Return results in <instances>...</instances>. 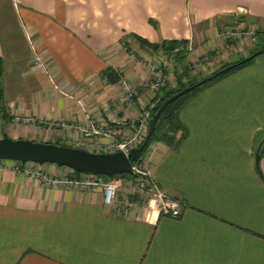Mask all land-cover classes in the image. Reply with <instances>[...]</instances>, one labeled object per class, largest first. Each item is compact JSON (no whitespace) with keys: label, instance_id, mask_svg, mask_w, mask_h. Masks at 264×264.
<instances>
[{"label":"crops","instance_id":"crops-1","mask_svg":"<svg viewBox=\"0 0 264 264\" xmlns=\"http://www.w3.org/2000/svg\"><path fill=\"white\" fill-rule=\"evenodd\" d=\"M10 4L25 52L10 58L0 31L5 132L67 146H75L80 127L91 120L128 133L139 113L158 101L161 89L139 90L130 105L120 100L121 76L136 85L149 76L144 60L163 58L167 87L186 85L194 73L201 78L226 60L213 56L206 73L190 69L176 80L174 60L142 47L132 34L152 43L186 39L192 63L218 42L226 15L244 16L239 23L250 19L264 30V0ZM35 50L49 63L57 88ZM109 67L117 76L113 82L103 74ZM16 116L32 120L14 123ZM178 118L177 140L154 141L142 155L160 189L182 201L177 217L160 215L145 202L128 206L134 200L128 189L117 192L118 209L104 202L100 186H45L12 160L0 159V264H264V154L255 161L264 140V52L193 96ZM103 142L107 138L97 143ZM44 167L63 172L55 164ZM122 182L128 187L135 178Z\"/></svg>","mask_w":264,"mask_h":264},{"label":"built area","instance_id":"built-area-1","mask_svg":"<svg viewBox=\"0 0 264 264\" xmlns=\"http://www.w3.org/2000/svg\"><path fill=\"white\" fill-rule=\"evenodd\" d=\"M257 27L252 24L238 23L235 25L222 24L218 32V42L210 49V53H204L190 65L193 69H204L206 63L210 62L213 56L225 58L226 54L230 52H238L245 47L250 41H255ZM122 46L125 45L123 41ZM34 50V48L32 47ZM42 70L48 81L54 88L58 87V83L51 71L49 63L41 57L38 52L34 51ZM146 67L149 70V76L137 85L131 83L126 77L121 76L119 84L123 90L121 95V102L130 105L134 97L138 95L139 90L148 91L156 94L167 83V74L164 71V64L162 61H155L154 59L144 60ZM203 67V68H202ZM157 101H152L146 108H144L139 115L132 121V130L128 133L121 131L115 125L102 127L96 125L94 121H89L80 127L81 135L74 142L75 146L91 152H115L123 151L127 153L130 148L139 146L147 134L148 120L151 117L152 110ZM25 118V117H24ZM21 118L16 116L14 121L24 120L31 121L30 118ZM47 127H51L52 122L44 121ZM61 128H69V123L59 121L57 124ZM101 137L107 138V142L102 144L97 143ZM16 166L21 167L22 171L32 178L38 179L45 186L63 185L78 188L80 190H89L91 187L102 188L103 200L105 203H112L117 205L119 209L120 202L116 200L117 191L123 186L121 180L107 179L102 180L98 175L94 174H79L75 175L73 170L65 167L63 175L57 177L49 174L43 169L44 164L36 162H25L21 165L19 162L12 160ZM132 175H134L135 182L128 187L129 194L137 202L129 201L128 206L134 203L142 202L150 206H156L160 215L177 217L180 214L182 201L173 198L160 189L156 181L151 178L147 169V160L141 155L132 163Z\"/></svg>","mask_w":264,"mask_h":264},{"label":"trees","instance_id":"trees-1","mask_svg":"<svg viewBox=\"0 0 264 264\" xmlns=\"http://www.w3.org/2000/svg\"><path fill=\"white\" fill-rule=\"evenodd\" d=\"M226 19H229L231 21L230 23H224V24H238L239 22H245L244 16H238L234 14L226 15ZM132 37L138 41V43L152 51V52H161L162 54L166 55L169 58H172L174 60V63L178 67L177 71L175 72V78L178 80L182 75H184L185 72L190 70L191 63L188 61V56L190 53V43L186 39H171L166 40L163 39L159 43H152L148 41L147 39L138 36L136 34H132ZM256 45L250 51L247 56L240 57L238 60H235L233 62H224L220 67H218L216 70L212 71L210 74H207L206 76L201 77L198 80H189L186 85L177 83L174 87H163L158 93V101L156 102L155 107L152 110L151 116L156 112V110L166 101L168 98H170L172 95L178 93L185 87H189L188 91L179 95L175 99L171 100L162 110L158 121L156 122L154 131L152 132L150 138L148 141L144 144V148L142 151L143 153L147 150L148 146L154 142V141H162L166 144H172L176 138V133L182 129L180 120L178 118V112L179 109L193 96H195L197 93H199L201 90L209 86L210 84H213L225 76L238 71L244 67L249 66L252 64L253 60L256 58L257 55H254L253 57H249L252 53H255L257 50L264 49V30H261L260 28H257V33L255 36ZM103 74H105L110 82H113L117 79L116 73L114 70L109 67L106 68L103 71ZM3 75V59L0 57V115L3 118H8L7 112L5 111V105H4V97H3V87L1 78ZM116 77V79H115ZM205 77H209L207 80L202 82L201 80ZM144 142V139L141 143ZM58 144V143H56ZM259 154H264V142L260 147ZM261 175V174H260ZM124 178H134V175L128 174V173H122L121 175ZM262 177V175H261ZM263 178V177H262ZM264 179V178H263Z\"/></svg>","mask_w":264,"mask_h":264},{"label":"water","instance_id":"water-1","mask_svg":"<svg viewBox=\"0 0 264 264\" xmlns=\"http://www.w3.org/2000/svg\"><path fill=\"white\" fill-rule=\"evenodd\" d=\"M262 52H264V49L257 50L249 57L251 58L254 55H259ZM208 78L209 77H205L201 81L204 82ZM188 89L189 87H185L164 101L148 120V129L144 142L139 146L130 148L127 153H124L123 151L109 153L91 152L85 149L62 144L11 138L5 133L0 137V159L14 160L21 165L29 161L40 164L52 163L59 167L71 168L75 175L94 174L106 175L108 177H112L117 173H128L132 175V162L137 160L142 153L144 144L148 141L154 131L156 122L158 121L162 110L171 100L187 92ZM261 144L255 153L256 163H258L259 160Z\"/></svg>","mask_w":264,"mask_h":264},{"label":"rangeland","instance_id":"rangeland-1","mask_svg":"<svg viewBox=\"0 0 264 264\" xmlns=\"http://www.w3.org/2000/svg\"><path fill=\"white\" fill-rule=\"evenodd\" d=\"M11 0H0V31H1V34L3 36V41L4 43H8V46L10 47V49L8 50V53L11 55L10 58H12L13 54L15 52H17L18 54H21L20 56L22 57L23 53L25 52V50L21 47V41H20V37L18 35V28H17V25H16V22H15V17H14V11H13V8L10 4ZM230 23L231 21H227V23ZM247 22L249 24H252L254 25V22L250 19H247ZM232 23V22H231ZM230 25H233V24H230ZM256 26V25H254ZM257 27V26H256ZM258 28V27H257ZM249 44V43H248ZM248 44L245 46V49L244 51H238L237 53L236 52H230L228 54H226V60L223 61L224 62H233L235 60H238L240 57H245L247 56L248 52L250 50H252V46H248ZM16 48V49H12V47ZM34 52V51H33ZM158 57H156V61L159 62L160 59H157ZM218 58V57H217ZM216 59V58H215ZM220 59H223V58H220ZM163 58H161L160 61H162ZM214 60V59H213ZM40 65V64H39ZM222 65V64H221ZM221 65H217V67L215 68V70L220 67ZM41 67V65H40ZM203 68V67H202ZM42 69V67H41ZM193 70V68H190ZM197 71H199L198 69H195ZM202 70V69H200ZM204 70V69H203ZM206 73V70H204ZM212 72V71H211ZM210 72V73H211ZM44 73V72H43ZM210 73H207V74H210ZM206 74V75H207ZM205 75V76H206ZM192 76H194V80H198L200 79L199 77V74L198 73H194ZM14 123L17 122V121H13ZM6 130V126H5V123L2 121V118L0 116V137H2L3 134H5ZM29 140H33V139H29ZM33 141H40V139L38 138L37 140H33ZM44 165H47V164H52V163H43ZM56 165V164H55ZM57 166V165H56ZM59 167V166H57ZM21 168V167H20ZM59 168H62L63 169V172L62 173H52L50 171H48L45 167H43V169L45 171H47L49 174L53 175V176H61L63 175L64 171H65V167H59ZM122 173H117L115 175H113L112 177H108L106 175H98L102 180H107V179H117V180H121L124 179V177L121 176ZM123 184V188L119 189L118 191H126L129 187H128L124 184V182L122 183ZM125 185V186H124ZM129 190V189H128ZM117 191V192H118ZM121 201H123L121 199ZM133 202H137V201H133ZM139 203V204H138ZM138 203H134V204H137V207H139L142 202H138ZM143 206V205H141Z\"/></svg>","mask_w":264,"mask_h":264}]
</instances>
